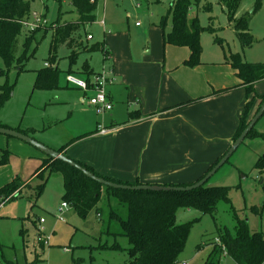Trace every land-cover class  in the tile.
<instances>
[{"label": "rangeland", "instance_id": "374dc122", "mask_svg": "<svg viewBox=\"0 0 264 264\" xmlns=\"http://www.w3.org/2000/svg\"><path fill=\"white\" fill-rule=\"evenodd\" d=\"M174 1L101 0L96 21L80 25L72 33L75 47L69 42L57 46L60 88L46 91L36 90L34 83L37 72L47 67L46 63H52L50 57L57 35L53 25L76 23L79 16L67 0H34L27 23L31 26L36 18H42L46 25L33 30L23 27L14 45L15 63L11 67L0 57V86L11 89L0 120L11 129L34 130L33 137L49 148L64 145L67 138L92 131V124L87 122L90 108L80 104L77 90L68 86L67 80L68 76H73L85 81L86 65L95 72L101 70V52L84 50L105 40L107 32L100 22L105 19L108 30L126 29L142 47L145 39L138 34L135 24L152 32L153 43L155 35L162 33L159 26L163 17H168L166 32L171 30L172 17L168 16V11ZM258 2L262 5L253 13ZM207 4L211 5L210 12L205 10ZM193 10L202 27L213 26L216 30L214 34L205 31L201 35L203 62L227 66L226 57L239 54L244 62L264 63V0H243L235 17L239 20L250 16L251 33L256 43L246 50L242 49L234 23L229 22L227 11L218 0H203ZM88 35L93 39L88 40ZM72 51L78 53L73 60L70 58ZM93 112L96 117L97 113ZM255 132L258 134L248 137L209 182V186L231 187L230 202L220 201L214 215L196 209L179 210L177 224L193 223L180 264H206L213 245L217 244L218 230L228 231L233 237L237 235L236 213L248 221L251 229L264 232L263 176L256 168L258 159L264 155V116L255 126ZM10 158L9 165L0 166V187L17 177L20 198L10 202L6 208L10 209L8 212H4L0 200V264H127L126 251L108 249L116 243L122 249L131 245L126 237L114 235L119 226L110 219L112 207L107 201H111L122 216L127 214L125 206L118 207L113 199L104 197L85 219L71 209L65 215V223L57 222L53 214L63 203L60 197L64 191L63 177L53 174L43 180L33 178L36 168L30 166L32 160L26 161L15 149ZM43 184L44 190L38 197ZM41 219L43 223L39 222ZM46 241L48 244H44ZM221 264L236 263L224 255Z\"/></svg>", "mask_w": 264, "mask_h": 264}, {"label": "crops", "instance_id": "0c3cea01", "mask_svg": "<svg viewBox=\"0 0 264 264\" xmlns=\"http://www.w3.org/2000/svg\"><path fill=\"white\" fill-rule=\"evenodd\" d=\"M136 24L138 34L145 39L142 47L126 29L108 30L106 20L105 26L101 25L107 32L102 42L104 50H100L103 62L99 72L92 71H113L115 82L107 87L111 111L98 114L88 97L96 92H83L68 84L77 90L80 104L90 108L87 122L92 124V131L80 135L87 136L68 146L64 154L123 183L194 184L233 144L247 102L246 91L239 87L240 81L231 66L201 60L200 66L187 68L183 63L190 57L188 48L165 45L163 32L156 34L152 43V32ZM88 70L91 71L86 65L85 81L91 77ZM230 87L235 89L227 95L211 96L214 90ZM257 90L264 94V81L257 85ZM201 97L204 99L196 104L177 108ZM136 111L142 117L130 120L129 114ZM100 123L111 129L110 133L100 135ZM76 138H67L64 145L51 149L59 151ZM14 149L26 161L32 160L30 166L36 170L48 158L19 139L0 135V160L3 151H9L11 156ZM10 162L11 158L7 165ZM63 194L64 191L60 193L61 200ZM9 204L3 205L4 212L10 211L6 210ZM70 210L71 207L67 213ZM57 213L53 214L56 220Z\"/></svg>", "mask_w": 264, "mask_h": 264}, {"label": "trees", "instance_id": "16d2710c", "mask_svg": "<svg viewBox=\"0 0 264 264\" xmlns=\"http://www.w3.org/2000/svg\"><path fill=\"white\" fill-rule=\"evenodd\" d=\"M33 1L34 0H0V57L5 61L8 67H11L15 63V58L13 56L14 45L17 38L21 35L25 23H27ZM67 1L71 2L78 14V22L68 23L63 26L53 25V29L56 31L57 35L50 57L52 63L48 67L37 72L34 83V88L36 90L54 91L60 88V71L58 67L55 66L57 61V46L67 42L70 43V46H75V42L71 39V36L76 28L80 25L94 23L97 19L96 11L101 0ZM202 1L203 0H175L172 2L170 10L168 11V16L172 17L171 30L166 32L168 17H163L159 26L163 32L165 45L188 48L190 50L191 54L189 59L183 63V66L190 69H194L202 64L201 35L203 32L208 31L213 34L216 32L213 26L207 28L202 27L199 23L198 15L194 14L193 9L199 6ZM218 1L222 7L226 9L229 22L234 23V30L241 43L242 49L246 50L253 47L256 43V38L251 33L250 16L235 20L243 0ZM261 5V2H258L252 12L255 13ZM205 10L210 12L211 5L207 4ZM31 33H33V31ZM103 46L104 44L100 43L92 47H85L84 50L90 52L103 51ZM77 56L78 53L72 51L70 58L73 60ZM226 63L235 71L236 77L240 81L239 87L244 88L246 91L247 100L239 127L232 141L234 143L246 129L249 122L255 113L259 111L264 102V94L261 95L257 90V85L264 81V63L244 62L239 54H230V56H227ZM88 71L89 73L87 72V74L89 76L94 75L92 70ZM234 89L235 88L230 87L214 90L211 96L227 95ZM10 96L11 89L7 86H0V113ZM203 99L204 98L201 97L185 102L177 106V108L191 106ZM254 109L255 111H253ZM141 117L142 114L140 111L131 112L129 114L130 120L140 119ZM0 127L9 128L1 122ZM14 130L30 137H33L35 133L34 130H21L20 128ZM254 134H258L255 132V128L250 132L248 137ZM85 136L87 135L72 140L71 143L63 146L59 152L64 153L68 146L85 138ZM9 158V151H3L0 166L7 165L9 163ZM77 163L96 176L108 181L131 186L142 185L139 181L135 183H123L105 177L97 173L89 165L81 162ZM217 163H215L213 167ZM256 168L259 170L261 176H263L261 184L264 188V155L258 159ZM53 174H60L63 177L64 194L62 196V201L67 203L75 213L84 219L97 207L104 197L113 199L118 207L125 206L127 208L126 216H122L116 208H113L111 201H107L108 206L112 207L110 219L114 220L119 226V230L114 235L126 237L131 245L128 249H122L121 246L116 243L108 249L126 251L128 255L127 264H180L179 259L185 250L193 223L177 224L176 217L179 210L196 209L203 214L214 215L220 201L230 202L229 193L231 187L209 186L210 181L199 189L191 192L177 193L115 190L101 186L87 178L77 169L63 162L54 161L51 158L43 160L34 176L43 180L47 175L51 176ZM206 174L200 180H202ZM190 185L193 184L164 186L187 187ZM44 187L45 184L41 186L38 197L41 196ZM0 198L3 204L10 203L20 198V186L17 182V178L0 189ZM236 220L237 235L233 237L228 231L221 232L218 230L217 244L213 245L214 250L206 264H221L224 255L231 257L236 264H264V232L251 229L248 221L240 218L237 213ZM5 264L13 263L8 262Z\"/></svg>", "mask_w": 264, "mask_h": 264}, {"label": "water", "instance_id": "95a60500", "mask_svg": "<svg viewBox=\"0 0 264 264\" xmlns=\"http://www.w3.org/2000/svg\"><path fill=\"white\" fill-rule=\"evenodd\" d=\"M263 116H264V102L261 105L259 111H257L255 115L253 116V118L249 122L246 129L242 132L239 138L231 145L227 153L220 159V161L206 174V176L202 180L198 181L197 183H194L193 185L187 186V187H173V186H164V185L131 186V185H124V184H117V183L108 181L104 178H100L96 176L92 172L82 167L76 161L67 157L64 153L51 149L39 143L33 137L25 135L17 130L0 127V135L19 139L29 144L33 146L34 148H36L41 153H43L44 155H46L48 158H51L54 161L63 162L77 169L78 171L83 173L87 178H89L90 180L104 187H108V188L115 189V190H123V191H152V192H177L179 193V192H191V191L197 190L200 187L204 186L206 183H208L216 175V173L230 160V158L237 151V149L244 143V141L249 136L250 132L253 131V129L255 128V126L257 125V123L260 121V119Z\"/></svg>", "mask_w": 264, "mask_h": 264}, {"label": "built area", "instance_id": "2783aa9c", "mask_svg": "<svg viewBox=\"0 0 264 264\" xmlns=\"http://www.w3.org/2000/svg\"><path fill=\"white\" fill-rule=\"evenodd\" d=\"M100 24L102 26H105V20L103 19L100 22ZM45 25H46V21L43 20L42 18H36L35 24L31 26H29L28 23H25V26H28L31 30ZM136 26H140V24L137 23ZM87 39L92 40L93 39L92 35H88ZM46 66L48 67L49 64L46 63ZM67 82L69 85H73L83 92H88V91L96 92L95 96L89 99V102L92 106L95 107L98 114L103 115L112 110L113 105L109 100L107 87L115 82L113 71L104 70L101 73L92 75L88 81H82L76 79L73 76H68ZM97 131L100 135H106L110 133L111 129L106 128L103 124L100 123L98 124ZM69 209L70 206L67 203L63 202L62 206L58 210L57 220L60 222H65V215ZM40 222L43 223L44 220L41 219ZM40 232L43 233V230H41ZM39 240L42 241V238L39 237ZM44 244H48V241H46Z\"/></svg>", "mask_w": 264, "mask_h": 264}]
</instances>
